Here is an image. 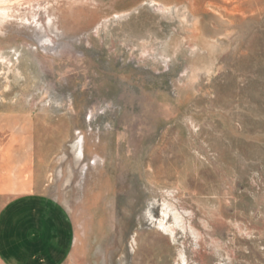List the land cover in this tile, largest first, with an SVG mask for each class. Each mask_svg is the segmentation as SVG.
<instances>
[{"label": "rangeland", "instance_id": "374dc122", "mask_svg": "<svg viewBox=\"0 0 264 264\" xmlns=\"http://www.w3.org/2000/svg\"><path fill=\"white\" fill-rule=\"evenodd\" d=\"M0 7V209L62 264H264V0Z\"/></svg>", "mask_w": 264, "mask_h": 264}, {"label": "crops", "instance_id": "0c3cea01", "mask_svg": "<svg viewBox=\"0 0 264 264\" xmlns=\"http://www.w3.org/2000/svg\"><path fill=\"white\" fill-rule=\"evenodd\" d=\"M45 203L34 194L19 195L0 209L3 264H62L65 251L61 236L51 229L52 220L44 214Z\"/></svg>", "mask_w": 264, "mask_h": 264}, {"label": "bare ground", "instance_id": "6f19581e", "mask_svg": "<svg viewBox=\"0 0 264 264\" xmlns=\"http://www.w3.org/2000/svg\"><path fill=\"white\" fill-rule=\"evenodd\" d=\"M2 7V6H1ZM0 7V9H1ZM8 16V12L6 9H1L0 11V26H2L5 23V18ZM2 56L0 55V59ZM80 145V144H79ZM81 148V147H80ZM80 151V150H79Z\"/></svg>", "mask_w": 264, "mask_h": 264}]
</instances>
